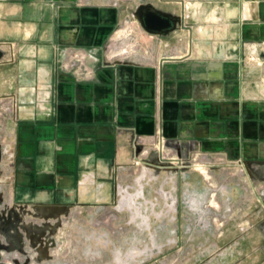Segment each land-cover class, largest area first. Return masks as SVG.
Masks as SVG:
<instances>
[{
	"label": "crops",
	"instance_id": "0c3cea01",
	"mask_svg": "<svg viewBox=\"0 0 264 264\" xmlns=\"http://www.w3.org/2000/svg\"><path fill=\"white\" fill-rule=\"evenodd\" d=\"M113 1L0 0V94L18 103L9 149L16 203L93 214L115 200L118 164L158 132L264 159V0H151L181 23L168 34L140 31L127 60L105 54L124 15ZM72 48L87 52L91 77L62 68ZM237 235L230 228L219 240L212 264H264V231Z\"/></svg>",
	"mask_w": 264,
	"mask_h": 264
},
{
	"label": "rangeland",
	"instance_id": "374dc122",
	"mask_svg": "<svg viewBox=\"0 0 264 264\" xmlns=\"http://www.w3.org/2000/svg\"><path fill=\"white\" fill-rule=\"evenodd\" d=\"M150 1H113L123 6L124 15L117 32L108 40L113 44L105 49L106 55L121 60L133 56L132 49L138 48V37L142 35L139 32L148 34L138 27L141 24L135 16L136 8L139 3ZM16 103L14 94H0V264H212L222 250L219 240L230 228L237 230L239 240L254 228L264 231V159L251 163L225 152L215 154L223 164L216 158L212 171L208 170L211 178L205 170L198 169L200 156L191 157L188 188L205 197L198 203H191V199L183 209L177 204L181 200L177 175L175 182H166L168 177H163L144 187L135 211L127 206L117 210L116 198L110 204L96 206L93 214L86 213L88 208L79 207H68L59 213L22 207L11 192L9 149L18 112L14 111ZM238 159L246 162L253 186L233 169V161ZM169 170L177 172L166 168L165 173ZM222 180H231L241 190L233 200L234 217L227 221L215 218L224 210L222 200L227 197L213 196L208 188L220 189ZM199 182H203V190L197 188ZM222 191L228 194V190ZM244 227L249 230L241 231Z\"/></svg>",
	"mask_w": 264,
	"mask_h": 264
},
{
	"label": "built area",
	"instance_id": "2783aa9c",
	"mask_svg": "<svg viewBox=\"0 0 264 264\" xmlns=\"http://www.w3.org/2000/svg\"><path fill=\"white\" fill-rule=\"evenodd\" d=\"M110 42L111 40L106 43V50L110 48ZM11 59H13V55ZM62 68L64 70L74 72L80 79L89 78L93 75V70L88 64L87 52L79 48H72L67 51L66 58L62 63ZM14 107V111L16 112L18 110V104H14ZM138 146H140V148ZM215 154L224 155L222 152L211 153L201 149L200 143L197 140H171L160 132H158L155 136L141 140L140 143H135V153L132 161L126 164H118L117 166L115 184L116 209L122 210L127 206L129 209L133 208V211H135V207H138L139 199L143 197L142 191L144 190V187L154 181L162 179L163 177H168L169 180L166 182H175L174 177H176V175L181 185L180 189H182L183 209L184 205L187 204L185 200V190L187 189L189 191L187 179L189 175L188 168L191 157L195 158V156H200V162L197 163L198 169L200 168L205 170L204 172L208 173L209 178H211L212 175L208 170L212 171V167L215 165L216 158L219 160V164H223L222 159L216 157ZM233 163V169L237 170V172H240V175L248 180L249 173L246 162L242 159H238L233 161ZM166 168H174L175 170L177 169V172L169 170L166 174ZM235 175L236 172H234V177ZM165 180L167 179L165 178ZM234 184L235 183H232L231 180H229L228 182H221L220 189L215 190L208 187L209 190L212 191L213 196L219 194L221 197L223 195L224 197H227L226 200H222L225 204L224 210L222 212H218V214L215 215V218H222L223 220L227 221L234 217V202L222 191L224 189L229 191ZM210 185H212V183ZM196 191L193 192L195 195L191 198L193 199L191 203L204 201V199H202L205 197L204 194H200L198 191ZM21 205L22 207L29 209L33 207L34 209L38 208L37 206L28 207L27 205ZM201 223L206 225L205 222ZM206 223L209 224L208 221ZM248 230V227H244L241 231L247 232Z\"/></svg>",
	"mask_w": 264,
	"mask_h": 264
},
{
	"label": "water",
	"instance_id": "95a60500",
	"mask_svg": "<svg viewBox=\"0 0 264 264\" xmlns=\"http://www.w3.org/2000/svg\"><path fill=\"white\" fill-rule=\"evenodd\" d=\"M135 16L142 27L152 34H168L181 23V16L156 9L150 3L140 4L136 8ZM4 55V50L0 48V60L4 58ZM251 163L248 162L249 165Z\"/></svg>",
	"mask_w": 264,
	"mask_h": 264
},
{
	"label": "bare ground",
	"instance_id": "6f19581e",
	"mask_svg": "<svg viewBox=\"0 0 264 264\" xmlns=\"http://www.w3.org/2000/svg\"><path fill=\"white\" fill-rule=\"evenodd\" d=\"M112 41V40H111ZM113 43L112 42H110V46L109 47H111V45H112ZM191 190V189H190ZM188 191L187 189L185 190V200H186V202H187V204L191 201V198L192 197H194V191ZM197 192V191H196ZM187 195H189V196H187ZM181 200H179V201H177V204L178 205H180L179 207L180 208H182V189H181V198H180Z\"/></svg>",
	"mask_w": 264,
	"mask_h": 264
}]
</instances>
